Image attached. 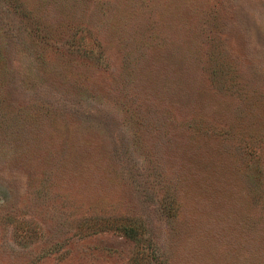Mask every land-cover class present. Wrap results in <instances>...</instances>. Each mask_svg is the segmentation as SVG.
<instances>
[{"label":"rangeland","instance_id":"1","mask_svg":"<svg viewBox=\"0 0 264 264\" xmlns=\"http://www.w3.org/2000/svg\"><path fill=\"white\" fill-rule=\"evenodd\" d=\"M0 264H264V0H0Z\"/></svg>","mask_w":264,"mask_h":264},{"label":"trees","instance_id":"2","mask_svg":"<svg viewBox=\"0 0 264 264\" xmlns=\"http://www.w3.org/2000/svg\"><path fill=\"white\" fill-rule=\"evenodd\" d=\"M95 220L96 221H94V223L90 227L97 232H100L102 230H116L121 231L127 238H130L132 240H135L136 238V233L134 232V230L131 228L121 227V221H118L117 219L101 217Z\"/></svg>","mask_w":264,"mask_h":264}]
</instances>
